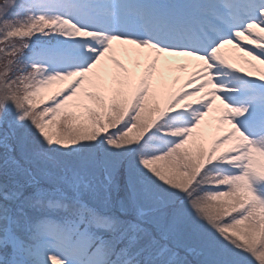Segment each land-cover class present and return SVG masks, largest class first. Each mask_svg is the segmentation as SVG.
<instances>
[{"label": "snow or ice", "instance_id": "1", "mask_svg": "<svg viewBox=\"0 0 264 264\" xmlns=\"http://www.w3.org/2000/svg\"><path fill=\"white\" fill-rule=\"evenodd\" d=\"M0 264H264V0H0Z\"/></svg>", "mask_w": 264, "mask_h": 264}, {"label": "rangeland", "instance_id": "2", "mask_svg": "<svg viewBox=\"0 0 264 264\" xmlns=\"http://www.w3.org/2000/svg\"><path fill=\"white\" fill-rule=\"evenodd\" d=\"M222 51H223V54H225L226 57L239 56V55H237V54H233V51H234V50L231 49L230 47H227V48H225V49L222 50ZM243 65H244V64H243ZM236 66L240 67V64H237ZM243 68H244L245 70H248L247 65H244ZM192 243H193V245H195V241H193Z\"/></svg>", "mask_w": 264, "mask_h": 264}, {"label": "bare ground", "instance_id": "3", "mask_svg": "<svg viewBox=\"0 0 264 264\" xmlns=\"http://www.w3.org/2000/svg\"><path fill=\"white\" fill-rule=\"evenodd\" d=\"M234 54V53H233ZM118 58H121V57H118ZM123 59V58H121ZM182 62L181 60L177 59V58H174L173 59V64L176 65L178 63ZM242 69V71H247L245 70L243 67H240ZM142 69H138L137 72L139 73ZM189 71H191V69H189ZM175 74H178V75H181V76H184V75H187V73H175Z\"/></svg>", "mask_w": 264, "mask_h": 264}]
</instances>
